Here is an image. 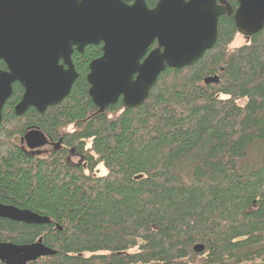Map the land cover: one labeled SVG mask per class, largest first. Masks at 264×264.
Masks as SVG:
<instances>
[{"label": "trees", "instance_id": "obj_1", "mask_svg": "<svg viewBox=\"0 0 264 264\" xmlns=\"http://www.w3.org/2000/svg\"><path fill=\"white\" fill-rule=\"evenodd\" d=\"M218 20L214 44L191 65L165 67L134 107L120 97L104 111L93 104L86 72L99 44L73 53L77 77L43 112L17 115L23 88L12 84L1 109L0 202L49 222L0 216V241L41 237L55 250L27 264H264V27L231 45L232 17ZM68 124L65 139L85 147L87 170L19 144L27 126L56 135Z\"/></svg>", "mask_w": 264, "mask_h": 264}, {"label": "water", "instance_id": "obj_2", "mask_svg": "<svg viewBox=\"0 0 264 264\" xmlns=\"http://www.w3.org/2000/svg\"><path fill=\"white\" fill-rule=\"evenodd\" d=\"M236 2L233 8L227 0H157L152 7L145 0H0V59L6 64L0 69V120L15 81L23 87L14 105L17 115L30 106L43 112L63 99L77 77L71 47L81 50L89 43H102L86 75L93 104L104 111L121 97L125 107L137 106L165 67L191 65L214 44L219 16H231L246 37L264 27V0ZM217 81V74L204 77L206 83ZM22 139L30 149L46 142L37 128L26 130ZM0 216L49 222L46 215L3 202ZM202 249L200 243L193 246ZM54 252L41 237L0 241L5 264H27Z\"/></svg>", "mask_w": 264, "mask_h": 264}, {"label": "flooded vegetation", "instance_id": "obj_3", "mask_svg": "<svg viewBox=\"0 0 264 264\" xmlns=\"http://www.w3.org/2000/svg\"><path fill=\"white\" fill-rule=\"evenodd\" d=\"M233 8H235V6L237 5V2L236 0H227ZM152 7V5H151ZM246 37V36H245ZM90 44H94V43H89V44H85L82 49H78L76 47V45H72L71 47V52H70V59H71V62L73 64V67H74V70L76 71L77 73V70H76V67H75V64L72 60V55L73 53L76 51V52H82L84 50V48L87 46V45H90ZM100 45V54L98 56L101 55L102 53V43H97ZM96 44V45H97ZM155 45V42L149 47V49L151 47H153ZM97 56V57H98ZM96 58V57H95ZM1 60V59H0ZM92 60V59H91ZM90 60V61H91ZM3 61V60H1ZM59 63L62 64L63 63V59L62 58H59ZM88 61V64L89 62ZM4 62V61H3ZM5 64V63H4ZM64 67H66V65H64ZM0 69H6V64H5V68H0ZM89 71V66H87V72H86V75ZM78 75V74H77ZM17 82V81H15ZM14 83V82H13ZM12 83V84H13ZM88 83V82H87ZM88 87H89V84H88ZM23 88V87H22ZM121 98V97H120ZM15 105V104H14ZM14 105H13V110H14ZM33 107V106H31ZM49 107V106H48ZM35 108V107H34ZM36 109V108H35ZM37 110V109H36ZM38 111V110H37ZM39 112V111H38ZM72 126L73 124H68V125H63L59 128V131L58 133H56V135H53V134H50L47 130L45 129H42L40 128L39 126H36V125H30V126H27V128L24 130V132L28 129H31V128H37L39 129L46 137V142L39 146V147H36L34 149H30L29 147H27L25 141L22 139V135L23 133L19 136V144L21 146V148L23 149V151H25L26 153L30 154V155H33V156H39V157H46V156H49L50 154L52 153H55V152H62L63 153V156H64V160L71 166H74V167H77V166H80L82 167L84 170H87L86 169V166H87V162H88V159H87V152L85 150V147L84 148H80L78 147L77 144L73 143V144H69L67 143L66 139H65V135L68 131L72 130ZM62 130V132H61ZM65 130V131H64Z\"/></svg>", "mask_w": 264, "mask_h": 264}, {"label": "rangeland", "instance_id": "obj_4", "mask_svg": "<svg viewBox=\"0 0 264 264\" xmlns=\"http://www.w3.org/2000/svg\"><path fill=\"white\" fill-rule=\"evenodd\" d=\"M245 41V36L242 35L241 33H237L231 43V45H238V44H241ZM97 174H103L105 172V169L101 166V165H98L96 168H95Z\"/></svg>", "mask_w": 264, "mask_h": 264}, {"label": "bare ground", "instance_id": "obj_5", "mask_svg": "<svg viewBox=\"0 0 264 264\" xmlns=\"http://www.w3.org/2000/svg\"><path fill=\"white\" fill-rule=\"evenodd\" d=\"M45 128V127H44ZM65 131V130H64ZM60 132V131H59ZM61 132H62V130H61ZM63 133V132H62ZM65 135V134H64ZM36 260V259H35Z\"/></svg>", "mask_w": 264, "mask_h": 264}]
</instances>
